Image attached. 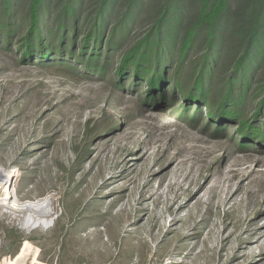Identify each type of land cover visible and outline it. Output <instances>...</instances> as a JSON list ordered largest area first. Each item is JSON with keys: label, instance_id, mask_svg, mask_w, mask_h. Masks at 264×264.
Instances as JSON below:
<instances>
[{"label": "rangeland", "instance_id": "374dc122", "mask_svg": "<svg viewBox=\"0 0 264 264\" xmlns=\"http://www.w3.org/2000/svg\"><path fill=\"white\" fill-rule=\"evenodd\" d=\"M98 9L87 0L79 27ZM148 24L115 34L121 45L103 74L102 58L92 71L88 60L58 63V51L21 61L23 35L6 45L0 30V167L13 171V203L48 197L53 208L50 225L32 228L22 226L30 211L0 214V264H264V136L251 137L264 90L243 102L241 134L217 112L209 122L195 99L184 112L170 88L146 100L150 76L130 85L132 72H113Z\"/></svg>", "mask_w": 264, "mask_h": 264}, {"label": "trees", "instance_id": "16d2710c", "mask_svg": "<svg viewBox=\"0 0 264 264\" xmlns=\"http://www.w3.org/2000/svg\"><path fill=\"white\" fill-rule=\"evenodd\" d=\"M22 2L24 10L18 13L17 8ZM88 2H96L98 12L87 27H79L78 18L82 8L87 6V0H2L0 30L3 28L4 32L0 35L6 45L10 44L13 32L23 35L21 61L37 59L39 64H43L58 51V63L82 64L88 60L85 67L92 71L98 69L102 58L100 73L103 74L112 58L111 51L121 45L122 39L114 42L115 34L120 32L122 38L145 20L150 25L145 36L121 56L117 72L113 73L123 79L127 72H132L130 85L139 80L146 81L150 76L152 82L147 83V89H144L146 100L157 93L156 87L159 86L160 98L165 100L164 92L170 88L173 99L177 93L183 96L186 102L184 112L195 99L198 108L203 106L211 112L209 122L217 121V112L228 122L240 123L238 133L250 125L243 102L250 92L264 90V0ZM115 7H119L118 11ZM123 7L125 11L119 17ZM116 17L121 19L117 21ZM113 21L111 36L105 37L107 26ZM194 53L203 59L200 68L196 66L200 63L190 65L185 62ZM144 58L150 60L149 64L143 62ZM214 77L217 79L215 88L222 82L223 90H214L220 100L211 94ZM262 110L263 107L258 106L252 117V120L255 118L251 123L252 138L264 136V123H257ZM105 126L111 128L110 125ZM238 143L243 145V136L238 137Z\"/></svg>", "mask_w": 264, "mask_h": 264}, {"label": "bare ground", "instance_id": "6f19581e", "mask_svg": "<svg viewBox=\"0 0 264 264\" xmlns=\"http://www.w3.org/2000/svg\"><path fill=\"white\" fill-rule=\"evenodd\" d=\"M12 181H13V171H6L0 167V184L1 189L6 194V196L12 197ZM11 209L18 211H30L33 214H28L24 216L22 220V226L25 228L37 227L39 225H50L52 218L50 217L53 214L52 203L49 201L48 197L42 198L38 201H27L21 205H17L11 201V203L6 202V206ZM29 212V213H30ZM39 212H42L41 216Z\"/></svg>", "mask_w": 264, "mask_h": 264}, {"label": "built area", "instance_id": "2783aa9c", "mask_svg": "<svg viewBox=\"0 0 264 264\" xmlns=\"http://www.w3.org/2000/svg\"><path fill=\"white\" fill-rule=\"evenodd\" d=\"M12 170H14V169H12ZM14 171H16V170H14ZM15 176H16V173H15ZM15 176H14V178H15ZM0 186H1V184H0ZM12 186H15L14 179L12 181ZM15 188H16V186H15ZM11 200H12L11 196H6V194L3 192V190L0 187V214L1 215L10 213V208L8 206H6L5 204H6V202L11 203ZM37 200H39V199H37ZM37 200H35V201H37ZM26 231H29V230H26ZM25 241H23V244Z\"/></svg>", "mask_w": 264, "mask_h": 264}]
</instances>
